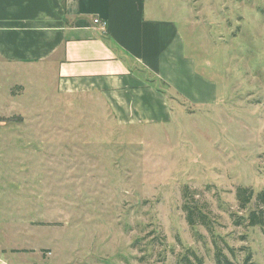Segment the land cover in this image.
I'll list each match as a JSON object with an SVG mask.
<instances>
[{
	"label": "rangeland",
	"instance_id": "obj_1",
	"mask_svg": "<svg viewBox=\"0 0 264 264\" xmlns=\"http://www.w3.org/2000/svg\"><path fill=\"white\" fill-rule=\"evenodd\" d=\"M175 2L215 101L155 81L171 121L154 104L152 123L121 127L99 95L33 86L31 150L0 147V264H179L188 251L215 264L217 250L264 264V228L235 225L255 209L237 189L264 191V0ZM186 202L212 231L188 225Z\"/></svg>",
	"mask_w": 264,
	"mask_h": 264
},
{
	"label": "crops",
	"instance_id": "obj_2",
	"mask_svg": "<svg viewBox=\"0 0 264 264\" xmlns=\"http://www.w3.org/2000/svg\"><path fill=\"white\" fill-rule=\"evenodd\" d=\"M175 1L0 0V147L31 150L21 131L33 86L45 92L49 82L60 96L99 95L121 127L152 123L154 104L170 120L155 81L187 103L212 104L217 85L190 54Z\"/></svg>",
	"mask_w": 264,
	"mask_h": 264
},
{
	"label": "trees",
	"instance_id": "obj_3",
	"mask_svg": "<svg viewBox=\"0 0 264 264\" xmlns=\"http://www.w3.org/2000/svg\"><path fill=\"white\" fill-rule=\"evenodd\" d=\"M187 199V197H185ZM255 198V209L248 212L245 217H239L235 221L236 226H242L244 223L249 227L264 228V191L256 194L250 188L239 187L236 191V199L241 211H247ZM193 205V206H192ZM183 210L186 213V221L189 226L195 227L198 224L212 231V221L207 214L196 204L185 203ZM232 255L235 256L234 250L230 249ZM193 258L195 261H192ZM215 264H236L230 260L221 250H217L214 256ZM179 264H205L203 258L199 257L195 252L188 251ZM244 264H253L251 255H248Z\"/></svg>",
	"mask_w": 264,
	"mask_h": 264
},
{
	"label": "built area",
	"instance_id": "obj_4",
	"mask_svg": "<svg viewBox=\"0 0 264 264\" xmlns=\"http://www.w3.org/2000/svg\"><path fill=\"white\" fill-rule=\"evenodd\" d=\"M94 22L95 24H100L102 27H105V23L100 21L99 19H96Z\"/></svg>",
	"mask_w": 264,
	"mask_h": 264
}]
</instances>
